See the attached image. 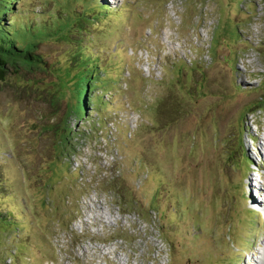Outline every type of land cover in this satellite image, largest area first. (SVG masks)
Returning a JSON list of instances; mask_svg holds the SVG:
<instances>
[{
    "label": "rangeland",
    "instance_id": "obj_1",
    "mask_svg": "<svg viewBox=\"0 0 264 264\" xmlns=\"http://www.w3.org/2000/svg\"><path fill=\"white\" fill-rule=\"evenodd\" d=\"M98 2L111 13L80 37L109 91H93L84 118L71 114L75 37L41 40L46 64L0 81V212L18 222L0 226V264H257L264 0ZM87 4L13 8L34 28L72 9L95 16Z\"/></svg>",
    "mask_w": 264,
    "mask_h": 264
},
{
    "label": "trees",
    "instance_id": "obj_2",
    "mask_svg": "<svg viewBox=\"0 0 264 264\" xmlns=\"http://www.w3.org/2000/svg\"><path fill=\"white\" fill-rule=\"evenodd\" d=\"M18 1L21 0H0V81L6 80L11 72L20 77L22 70L40 69L46 64L44 58L36 53L41 40L54 38L69 41L70 37H75L76 51L71 55L68 63V70L72 75L74 92L77 96V105L72 108L71 114L79 119L84 118L90 106L97 107V102L94 101L97 98L91 95L93 91L98 89L104 94L109 90L99 70V59L84 54L80 35L85 25H91L95 19H102L111 13L110 8L102 5L98 0H89V4L94 3L96 6L93 10V12L97 11L95 16L90 15V11H84L85 9L83 11L72 9L68 11L67 16L63 14L59 16L51 27L37 25L32 28L22 23L19 14L15 13L13 7ZM57 97L55 94L56 105L59 101ZM102 105H106V101H102ZM263 108L264 103L259 110ZM60 121V124L57 122L55 126L56 133L60 136L59 152L70 156L73 150L71 149L73 128H70L64 119ZM16 224H18L16 219L0 212L2 228L12 230Z\"/></svg>",
    "mask_w": 264,
    "mask_h": 264
},
{
    "label": "bare ground",
    "instance_id": "obj_3",
    "mask_svg": "<svg viewBox=\"0 0 264 264\" xmlns=\"http://www.w3.org/2000/svg\"><path fill=\"white\" fill-rule=\"evenodd\" d=\"M256 139H257V137H256ZM261 161H262V166H263L264 165L263 164L264 157L261 159ZM259 182H260V180H259ZM260 183H262V185H264L263 182H260ZM259 191H260V189H258L255 186H251V187L248 186V192L250 193V197L253 198V200H254V204L251 203L252 208H254V210H257L258 213L264 215V194H261L262 198H261V200H259V197L257 196L259 194L258 193ZM257 264H264V254L263 253L261 254V257H260L259 262Z\"/></svg>",
    "mask_w": 264,
    "mask_h": 264
},
{
    "label": "clouds",
    "instance_id": "obj_4",
    "mask_svg": "<svg viewBox=\"0 0 264 264\" xmlns=\"http://www.w3.org/2000/svg\"><path fill=\"white\" fill-rule=\"evenodd\" d=\"M261 171V170H260Z\"/></svg>",
    "mask_w": 264,
    "mask_h": 264
}]
</instances>
